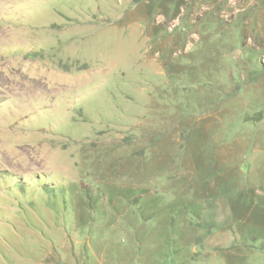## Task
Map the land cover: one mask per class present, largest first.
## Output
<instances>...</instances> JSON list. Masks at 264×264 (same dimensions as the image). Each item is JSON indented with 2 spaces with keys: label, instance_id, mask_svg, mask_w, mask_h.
Instances as JSON below:
<instances>
[{
  "label": "rangeland",
  "instance_id": "1",
  "mask_svg": "<svg viewBox=\"0 0 264 264\" xmlns=\"http://www.w3.org/2000/svg\"><path fill=\"white\" fill-rule=\"evenodd\" d=\"M0 264H264V0H0Z\"/></svg>",
  "mask_w": 264,
  "mask_h": 264
},
{
  "label": "trees",
  "instance_id": "2",
  "mask_svg": "<svg viewBox=\"0 0 264 264\" xmlns=\"http://www.w3.org/2000/svg\"><path fill=\"white\" fill-rule=\"evenodd\" d=\"M21 188H22V190L24 189V188H27V187H29V185L27 184V185H22V186H20ZM19 187V185H17V186H15V188H20ZM43 189V188H42ZM46 187H45V189H43V190H45L46 191ZM51 192V191H50ZM15 195V197L19 200L20 198H19V196H18V194L16 195V194H14ZM53 195V194H52ZM28 199V198H27ZM26 199V200H27ZM26 202V201H25ZM18 203H21V201H18Z\"/></svg>",
  "mask_w": 264,
  "mask_h": 264
}]
</instances>
